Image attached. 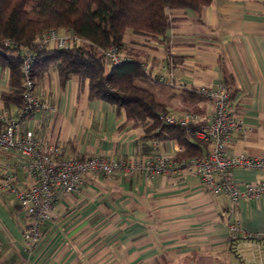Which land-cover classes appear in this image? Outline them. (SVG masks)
Segmentation results:
<instances>
[{
    "label": "crops",
    "instance_id": "obj_1",
    "mask_svg": "<svg viewBox=\"0 0 264 264\" xmlns=\"http://www.w3.org/2000/svg\"><path fill=\"white\" fill-rule=\"evenodd\" d=\"M171 16L168 44L127 35L123 54L150 63L152 77L172 76L176 83L187 85L178 89L152 81L174 113H209L211 102L196 89L226 81L235 114L251 126L235 138L229 151L261 155L264 0H214L200 14L177 9ZM9 71L0 66V110L4 109L1 93L9 90ZM35 94L57 110L51 116L44 112L29 116L25 130L47 135L69 156L118 159L154 151L176 156L182 151L174 140L144 139V126L128 121L124 108L89 98L88 80L83 83L76 75L63 83L50 67ZM146 143L149 152L143 149ZM20 162L16 150H0V264H260L264 259V238L249 236L264 235V195L233 203L184 171L130 179L87 174L79 194L58 198L42 241L29 248L21 234L23 212L1 186L3 165L18 167ZM17 172L18 183L29 184L22 167ZM233 174L240 183L264 179L258 169L235 168ZM237 222L241 235L232 241L229 227Z\"/></svg>",
    "mask_w": 264,
    "mask_h": 264
},
{
    "label": "built area",
    "instance_id": "obj_2",
    "mask_svg": "<svg viewBox=\"0 0 264 264\" xmlns=\"http://www.w3.org/2000/svg\"><path fill=\"white\" fill-rule=\"evenodd\" d=\"M9 43V42H7ZM87 44L75 33L63 32L51 28L44 31L35 40L31 50L26 51L22 62L24 74V102L16 110H0V150H16L21 158L18 167H22L29 184L21 185L17 181L18 167L4 164L2 188L20 206L25 221L22 238L29 248L36 247L43 239V229L54 216L55 203L60 196L79 194L84 186V176L100 174L105 179L122 175L130 179L136 175L153 178L159 174L171 175L184 171L189 176L198 177L203 185L214 193L226 194L233 203L241 199H260L264 195V179L240 183L233 174V169H258L264 172V152L259 156L236 154L229 151V146L237 136L251 130L241 118L237 117L236 108L230 100V92L222 84L216 87H199L197 94L211 102V110L201 114L192 110L180 113L167 111L159 116L164 123L181 127L196 126V136L212 145L211 151L203 156H191L177 159L174 155L154 151L151 154L122 156L118 159L106 155H91L81 158L66 154L65 147L51 142L47 135L25 130V120L36 112L48 116L56 113L55 105L35 95L32 79V64L41 48L69 49L74 45ZM105 59L110 65H118L128 60L112 45L105 50ZM150 73V63H143ZM155 81L186 89L184 82L176 83L172 76L154 77ZM156 146V141H154ZM239 223L229 227L232 241L239 239ZM251 238H264L263 234L249 235ZM260 264H264V259Z\"/></svg>",
    "mask_w": 264,
    "mask_h": 264
},
{
    "label": "trees",
    "instance_id": "obj_3",
    "mask_svg": "<svg viewBox=\"0 0 264 264\" xmlns=\"http://www.w3.org/2000/svg\"><path fill=\"white\" fill-rule=\"evenodd\" d=\"M213 1L0 0V66L10 69L9 90L1 93L4 109L22 106L25 53L33 48L39 35L55 28L75 33L88 43L69 49L44 47L37 51L31 75L35 87L50 67L58 71L63 83L76 75L83 83L88 80L89 98L124 108L128 121L144 126V139L176 141L182 147L175 156L177 159L207 155L210 143L196 136V126L181 127L159 119L160 114L169 111L168 102L155 92L154 76L145 71L141 61L128 55V60L121 64L110 65L104 53L115 45L123 54L127 35H142L166 45L172 11L183 9L200 14ZM221 83L231 99L229 84ZM187 92L196 95L193 90ZM150 147L146 143L143 149L149 152Z\"/></svg>",
    "mask_w": 264,
    "mask_h": 264
},
{
    "label": "rangeland",
    "instance_id": "obj_4",
    "mask_svg": "<svg viewBox=\"0 0 264 264\" xmlns=\"http://www.w3.org/2000/svg\"><path fill=\"white\" fill-rule=\"evenodd\" d=\"M12 110H16L15 108H13ZM5 170V169H4ZM5 172V171H4ZM2 176H3V174H2ZM2 176H1V179H2Z\"/></svg>",
    "mask_w": 264,
    "mask_h": 264
}]
</instances>
